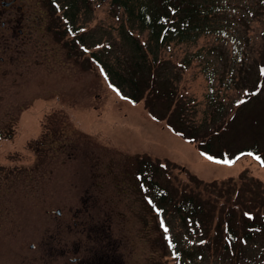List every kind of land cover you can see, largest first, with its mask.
I'll use <instances>...</instances> for the list:
<instances>
[{
	"label": "rangeland",
	"instance_id": "rangeland-1",
	"mask_svg": "<svg viewBox=\"0 0 264 264\" xmlns=\"http://www.w3.org/2000/svg\"><path fill=\"white\" fill-rule=\"evenodd\" d=\"M23 3L24 41L0 74V264H64L75 254L73 244L85 239L86 221L109 225L123 264H235L178 254L191 248L195 234L172 211H150L139 165L160 161L174 184L189 171L204 181L236 180L240 190L254 177L264 182V163L248 154L228 163L210 160L165 119L154 118L144 99L132 103L109 87L90 51L114 66L127 65L133 55L119 25L124 18L109 14L105 1L80 6L77 24L87 52L63 43L69 36L56 34L45 0ZM219 3L224 32L170 41L159 55L160 75L171 77L175 100L186 102L187 118L197 123L213 112L212 101L224 112L234 109L264 66V0ZM134 27L125 23L144 40L146 31ZM259 97L244 105L231 131L244 125L241 132L249 129L264 148V77ZM165 105L154 106L163 113ZM222 187L224 198L232 195L230 184ZM253 247L256 264H264V251Z\"/></svg>",
	"mask_w": 264,
	"mask_h": 264
},
{
	"label": "trees",
	"instance_id": "trees-1",
	"mask_svg": "<svg viewBox=\"0 0 264 264\" xmlns=\"http://www.w3.org/2000/svg\"><path fill=\"white\" fill-rule=\"evenodd\" d=\"M104 1L109 14L119 20L124 18L119 25L133 55L127 65L114 66L109 60L100 58L94 50L90 51V59L102 72L109 87L132 103L144 99L145 107L154 118L165 119L174 133L193 142L210 160L232 162L248 154L259 157L257 160L264 163V148L255 134L249 129L241 132L242 127L246 128L244 125L238 128L239 131H231L236 120L243 116L244 105L249 99L256 98L257 102L260 98L263 65H258L251 86L245 84L244 96L234 105V109L224 112L221 102L213 104L212 101L211 106L215 105L213 112L199 123L187 118L186 102L175 100L176 85L170 76L160 75L157 69L163 62L159 57L160 51L170 41L194 42L201 34L224 32L227 21L217 18L221 8L219 0H100ZM45 2L50 16L57 19L54 27L56 34L60 37L69 36L63 43L69 49L78 47L87 52L84 30L81 24H77L80 6L86 5L87 0ZM125 21L136 26L134 28L138 31L145 30L147 37L141 40L135 36L132 28H125ZM190 59L189 56L184 57L180 66L185 67ZM212 89V85H209L210 94L213 93ZM157 101L166 103V112L160 113L155 108ZM244 116L247 118L248 115ZM139 166L143 190L151 192L148 197L150 211L156 215L172 211V215L180 219L189 234H195V237H190L191 248H181L179 255L183 252L190 258L199 256L205 263L212 257L215 261H233L235 264H242L243 261L257 263L252 246L256 245L264 251L262 180L254 177V184L246 183L248 188L241 184L242 189L239 190L236 180H222L219 183L215 179L204 181L185 171L186 180L174 184L170 182L160 161L146 164L142 161ZM224 184H230L233 189L232 195L229 196V192L225 198L222 194L228 191L222 187ZM82 229L85 239L74 243L73 251L83 257V262L123 264L117 250L118 243L111 236L108 224L86 221ZM256 239L261 240L259 244ZM104 257L107 259L103 260Z\"/></svg>",
	"mask_w": 264,
	"mask_h": 264
},
{
	"label": "flooded vegetation",
	"instance_id": "flooded-vegetation-1",
	"mask_svg": "<svg viewBox=\"0 0 264 264\" xmlns=\"http://www.w3.org/2000/svg\"><path fill=\"white\" fill-rule=\"evenodd\" d=\"M23 1L0 0V74L2 75L9 69L13 49L24 41L22 37L26 32V11ZM102 259L106 260L107 257ZM64 264H90V262H83L81 255L74 254Z\"/></svg>",
	"mask_w": 264,
	"mask_h": 264
},
{
	"label": "snow or ice",
	"instance_id": "snow-or-ice-1",
	"mask_svg": "<svg viewBox=\"0 0 264 264\" xmlns=\"http://www.w3.org/2000/svg\"><path fill=\"white\" fill-rule=\"evenodd\" d=\"M257 159H259V157H257ZM224 162H225V163H228L229 161L225 160ZM165 230L167 231V229H165Z\"/></svg>",
	"mask_w": 264,
	"mask_h": 264
}]
</instances>
